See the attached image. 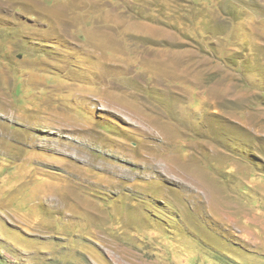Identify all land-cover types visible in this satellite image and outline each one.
Instances as JSON below:
<instances>
[{"label": "rangeland", "instance_id": "374dc122", "mask_svg": "<svg viewBox=\"0 0 264 264\" xmlns=\"http://www.w3.org/2000/svg\"><path fill=\"white\" fill-rule=\"evenodd\" d=\"M0 264H264V0H0Z\"/></svg>", "mask_w": 264, "mask_h": 264}, {"label": "bare ground", "instance_id": "6f19581e", "mask_svg": "<svg viewBox=\"0 0 264 264\" xmlns=\"http://www.w3.org/2000/svg\"><path fill=\"white\" fill-rule=\"evenodd\" d=\"M128 112V111H127ZM112 116V115H111ZM128 117V116H127ZM131 125V124H130ZM143 129V128H142ZM145 133H147V132H145ZM84 135V134H83ZM86 136V135H85ZM91 138V137H90ZM93 141V140H92ZM97 141V140H96ZM93 143V142H92ZM43 146H45V145H43ZM47 147V146H46ZM55 148V147H54ZM41 150H45V147H41ZM83 154V153H82ZM83 157V156H82ZM108 158V157H107ZM87 159H89V158H87ZM90 161V160H89ZM94 162V161H93ZM88 163V162H87ZM134 171V170H133ZM119 186V185H118Z\"/></svg>", "mask_w": 264, "mask_h": 264}]
</instances>
